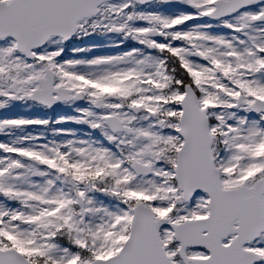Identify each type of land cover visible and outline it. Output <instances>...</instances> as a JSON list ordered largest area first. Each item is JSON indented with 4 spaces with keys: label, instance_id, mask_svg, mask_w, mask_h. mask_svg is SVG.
<instances>
[{
    "label": "snow or ice",
    "instance_id": "1",
    "mask_svg": "<svg viewBox=\"0 0 264 264\" xmlns=\"http://www.w3.org/2000/svg\"><path fill=\"white\" fill-rule=\"evenodd\" d=\"M0 264H264V0H0Z\"/></svg>",
    "mask_w": 264,
    "mask_h": 264
}]
</instances>
